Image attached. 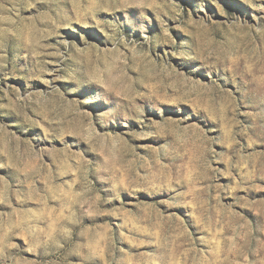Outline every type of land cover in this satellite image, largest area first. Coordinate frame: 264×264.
Instances as JSON below:
<instances>
[{"label":"rangeland","instance_id":"1","mask_svg":"<svg viewBox=\"0 0 264 264\" xmlns=\"http://www.w3.org/2000/svg\"><path fill=\"white\" fill-rule=\"evenodd\" d=\"M0 264H264V0H0Z\"/></svg>","mask_w":264,"mask_h":264}]
</instances>
